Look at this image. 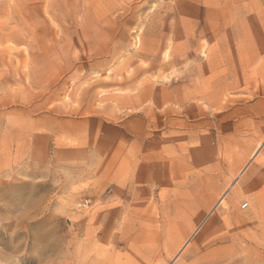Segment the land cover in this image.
<instances>
[{
	"label": "rangeland",
	"instance_id": "374dc122",
	"mask_svg": "<svg viewBox=\"0 0 264 264\" xmlns=\"http://www.w3.org/2000/svg\"><path fill=\"white\" fill-rule=\"evenodd\" d=\"M0 264H264V0H0Z\"/></svg>",
	"mask_w": 264,
	"mask_h": 264
}]
</instances>
